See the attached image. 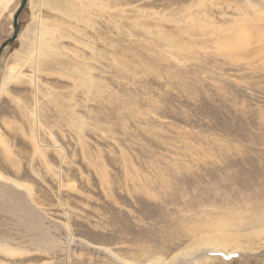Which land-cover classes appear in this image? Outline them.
<instances>
[{"label":"rangeland","instance_id":"rangeland-1","mask_svg":"<svg viewBox=\"0 0 264 264\" xmlns=\"http://www.w3.org/2000/svg\"><path fill=\"white\" fill-rule=\"evenodd\" d=\"M18 21L0 264H264V0H28Z\"/></svg>","mask_w":264,"mask_h":264},{"label":"water","instance_id":"water-1","mask_svg":"<svg viewBox=\"0 0 264 264\" xmlns=\"http://www.w3.org/2000/svg\"><path fill=\"white\" fill-rule=\"evenodd\" d=\"M28 0H21L19 7L17 8V10L15 11L14 15H13V20H12V34L11 36L5 40L1 45H0V57L2 55V53L8 48L10 47L18 38V35L20 33V24H19V16L20 14L24 11V9L26 8Z\"/></svg>","mask_w":264,"mask_h":264}]
</instances>
